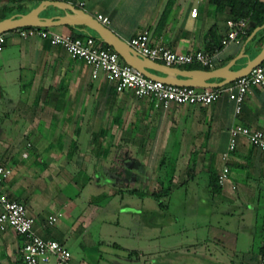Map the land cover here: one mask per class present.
Here are the masks:
<instances>
[{
	"label": "crops",
	"instance_id": "obj_1",
	"mask_svg": "<svg viewBox=\"0 0 264 264\" xmlns=\"http://www.w3.org/2000/svg\"><path fill=\"white\" fill-rule=\"evenodd\" d=\"M4 1L0 0V5ZM65 1L91 15L106 16V26L125 41L146 30L151 43H162L178 52L215 48L226 31L225 11L212 13L207 0ZM47 28L57 33L93 34L83 26ZM3 36L0 164L9 167L10 173L2 179L0 189L25 205L37 235L54 239L68 250L67 264L132 261L121 246L117 252L112 246L107 248L103 257L96 233L89 231L101 204L80 194L86 184L96 188L89 195L97 194L101 190L98 175L106 174L112 180L107 195L120 189L129 196L151 198L143 192L150 191L151 177L157 183L162 158L174 161L173 175L205 171L207 197L224 206L222 212L231 214L229 217L234 208H243L236 221L238 228L207 223L204 240L223 255L215 262L259 264L264 258V154L241 136L226 158L221 154L232 125H264V89L251 86L237 113L225 92L205 105L172 102L164 108L154 107L148 97L116 92L101 71L91 76L88 64L70 57L47 38L19 36L15 29ZM243 40L219 46L213 62L230 59ZM251 43L252 47L256 44ZM244 60L236 59L233 67ZM214 154L227 173L222 183L216 182L217 190L211 191L208 180ZM119 170L121 188L113 183ZM65 186L76 193H64ZM123 206L132 208L129 203ZM244 211H248V218L242 217ZM54 213H59L58 217L47 222V216ZM21 241L10 228L0 230V264H18ZM134 254L138 259V253ZM40 264H54L53 256Z\"/></svg>",
	"mask_w": 264,
	"mask_h": 264
},
{
	"label": "built area",
	"instance_id": "obj_2",
	"mask_svg": "<svg viewBox=\"0 0 264 264\" xmlns=\"http://www.w3.org/2000/svg\"><path fill=\"white\" fill-rule=\"evenodd\" d=\"M194 13V8L190 10ZM101 24L106 25V16L96 13L92 15ZM225 34L219 39V46L229 41H238L246 34L247 19L238 17L226 19ZM19 36L37 35L47 38L51 44L60 45L73 58H79L90 66L91 76L101 71L104 78L112 83L116 92L128 91L135 96H145L152 100L154 107H166L170 103L177 104H208L215 100L222 92L234 102L233 111L237 113L240 102L251 86L264 89V58L244 75L218 87H196L189 85H174L144 76L141 72L125 63L110 47H104L99 38L86 34L82 37L68 33H57L47 27L25 26L16 28ZM4 36L0 33V49ZM128 45L139 55L159 61L165 65L176 66L185 63H197L206 68H212L213 57L218 47L211 51L193 49L178 52L162 43H151L146 30L131 36ZM243 137L250 145L264 154V125L253 128L234 124L228 129L226 150L221 157L226 158L227 152L235 147L237 137ZM10 173V168L0 164V183ZM227 167L222 165L216 175L217 183L226 179ZM59 213L47 216V222H52ZM33 216L26 210L25 205L9 197L0 189V230L8 227L22 238L19 246L20 258L18 264H40L50 256L54 264H67L68 250L58 241L42 238L32 229ZM264 264V258L259 259Z\"/></svg>",
	"mask_w": 264,
	"mask_h": 264
},
{
	"label": "rangeland",
	"instance_id": "obj_3",
	"mask_svg": "<svg viewBox=\"0 0 264 264\" xmlns=\"http://www.w3.org/2000/svg\"><path fill=\"white\" fill-rule=\"evenodd\" d=\"M34 1L23 0L19 5L12 3L0 13L8 16L25 11ZM254 36V39L258 37L255 46H249L253 41L250 40L244 47V51L250 55L257 50L259 42L263 41L264 27L259 29ZM243 39L244 37L241 38ZM240 46L241 43L234 54L238 52ZM228 59L224 58L220 62H226ZM220 62L215 60L213 67ZM187 65L201 66L197 63L179 64V66ZM211 163L209 174L221 169V162L219 163L216 154L213 155ZM173 165L172 159L164 158L160 163L158 174L161 173V176L164 175L166 178L165 176L168 175ZM117 172L119 173L113 177L115 178L113 183L121 188L123 187L121 181L123 176L120 170ZM186 174V171L183 175L172 174L170 190L166 195L159 197L160 205L152 197L129 196L124 190H110L111 195H107L112 180L110 182V176L106 174L98 175L101 183L98 188L101 190L97 191V194L89 195L92 194L90 191H95L96 188L93 184H86L80 195L101 204L90 223L89 231L96 233L103 257L106 255L107 248L111 249L112 246L117 252V246H121L125 248L126 254L130 253L127 256L132 260L129 264H222L221 261L215 262L216 258H223V255L218 253V247L204 240L206 225L209 223L214 226L238 228L236 221L240 220L239 216L243 208H234L233 216L229 217L231 214L226 215L222 212L224 206L207 197V192L203 189V181L208 177L207 173L196 171L189 174V178H186ZM182 178L186 180L183 181ZM149 186H151L149 192L160 188L152 177L149 180ZM63 191L71 193L70 196H72L71 191L76 193L70 186H65ZM124 203H129L132 208L123 206ZM120 205L122 206L119 207ZM257 213L256 218L259 222L260 210ZM244 216L248 218V211L243 212L242 217ZM252 243L255 241L253 240ZM134 252L138 253V259ZM232 259H235V256Z\"/></svg>",
	"mask_w": 264,
	"mask_h": 264
},
{
	"label": "water",
	"instance_id": "obj_4",
	"mask_svg": "<svg viewBox=\"0 0 264 264\" xmlns=\"http://www.w3.org/2000/svg\"><path fill=\"white\" fill-rule=\"evenodd\" d=\"M65 24L83 26L91 30L101 42L113 49L121 59L141 72L144 76L174 85H189L196 87H218L235 78L246 74L251 67L264 58V39L251 55L244 53L246 43H256L255 33L264 27V21L254 25L249 20L247 25L251 30L244 38L240 49L225 63L212 68H186L182 66L165 65L159 61L139 55L127 41L120 38L108 26L101 24L90 13L65 0H38L26 11L13 13L0 18V33L25 26L48 27ZM245 57L244 62L233 67L236 59Z\"/></svg>",
	"mask_w": 264,
	"mask_h": 264
},
{
	"label": "trees",
	"instance_id": "obj_5",
	"mask_svg": "<svg viewBox=\"0 0 264 264\" xmlns=\"http://www.w3.org/2000/svg\"><path fill=\"white\" fill-rule=\"evenodd\" d=\"M22 1L23 0H5L0 5V12L2 10L6 9L7 7H9L12 3H16L19 5ZM207 2L209 4V7H210L212 13L218 14L222 11H225V18L226 19H235L238 17H244L247 19V22L249 20L253 21L254 25L260 24L264 21V0H207ZM2 17H5V15L0 13V18H2ZM71 27H73V26H71ZM250 30H251V27H249L247 25L246 34H245L244 38L247 36V34L249 33ZM71 35L77 36V37L84 36V35L81 36L80 34H77V33L71 34ZM90 35L96 36L94 33L90 34ZM256 40H258V37ZM102 45L104 47H109L108 45H106L103 42H102ZM217 45H219V42ZM212 49L213 48H209V49H207V51L212 50ZM182 67L206 68V67L198 66V65H187V66H182ZM71 147L72 146L69 147V150L71 149ZM163 159L164 158H162L161 161H163ZM161 161H160V163H161ZM166 173H164V174H166ZM172 173H173V166L171 167V170L168 172V175L166 174L167 175V176H165L166 178H164V175L161 176L162 175L161 173L157 174L156 181L159 184L160 188L158 190H155L152 192L147 191V192H143V193H147L148 195H150L153 199L157 200V204L160 205L159 197L166 195L168 193V191L170 190V185H171L170 182H171ZM187 177L189 178L188 174H186V178ZM186 178H184V179L182 178V180L185 181ZM208 181H209V184L212 186L211 191L217 190L218 184L216 183L217 180H216V175L214 172L211 173ZM214 186H216V187H214ZM117 191H121V190L118 189ZM129 191L133 192V193H137L138 195H142L139 191H137V190L135 191L134 189H131Z\"/></svg>",
	"mask_w": 264,
	"mask_h": 264
}]
</instances>
